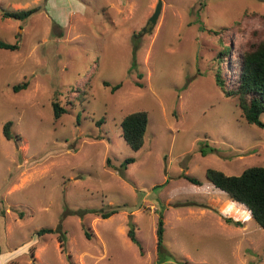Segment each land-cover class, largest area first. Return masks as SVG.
<instances>
[{"label":"rangeland","instance_id":"374dc122","mask_svg":"<svg viewBox=\"0 0 264 264\" xmlns=\"http://www.w3.org/2000/svg\"><path fill=\"white\" fill-rule=\"evenodd\" d=\"M158 1L0 0L41 7L0 17V41L19 46L0 49V264H264V229L206 179L264 167V128L214 81L220 52L231 88L241 51L264 39V0H160L150 31ZM52 103L66 110L58 120ZM137 111L148 126L133 152L120 123ZM109 208L108 219L89 212Z\"/></svg>","mask_w":264,"mask_h":264},{"label":"trees","instance_id":"16d2710c","mask_svg":"<svg viewBox=\"0 0 264 264\" xmlns=\"http://www.w3.org/2000/svg\"><path fill=\"white\" fill-rule=\"evenodd\" d=\"M39 11H41V7L23 10H7L0 7V17L2 19L24 21ZM0 49L13 52L18 51L19 46L17 44L0 41ZM226 54H228V48H225V50L218 55V67L214 73L215 85L226 98L236 100L241 116L246 124L264 128V122L260 120V116L264 113V39L255 44L249 43L247 48L244 51H241L239 55L238 74L231 88L226 87L224 70H221L220 68L221 64L224 63V59L221 57H223V55L226 56ZM27 86V82H23L13 86L12 91L17 93L20 90L26 89ZM103 86L109 87L110 84L103 82ZM120 87L121 84L112 86L111 92H115ZM52 110L55 120H58L64 113H66V110L61 108L57 103H52ZM11 124V121L6 122L2 129L3 136L6 140L13 139V136L10 133ZM99 124H101V122ZM147 126L148 115L144 111L130 113L122 119L120 123L122 138L133 152H137L143 146ZM201 153L204 155L202 151ZM133 162V158H127L123 161L121 166L126 169V167ZM107 164H109V161H107ZM183 178L194 185H200L199 181L195 178L187 175H184ZM206 179L216 189L226 194L232 202L244 206L255 223L260 228L264 229V167L254 166L247 168L239 176H227L221 171L207 169ZM198 206L208 209L205 205ZM89 212L102 219H108L116 214L118 210L116 208H109L107 211L95 209L90 210ZM223 220L227 225L235 227L244 226L242 221L235 220L233 217L224 216ZM54 232L53 229L43 228L38 230L36 234L38 237H41L45 234H52ZM127 235L132 244L138 247L141 251L140 243L136 239L132 226L129 228ZM163 235V220L160 216L156 230L158 249L163 244ZM85 236L88 240L91 238V234L87 229L85 230ZM58 240L60 241V244L64 245L66 240L65 233H61L58 236ZM181 264L188 263L183 261Z\"/></svg>","mask_w":264,"mask_h":264},{"label":"water","instance_id":"95a60500","mask_svg":"<svg viewBox=\"0 0 264 264\" xmlns=\"http://www.w3.org/2000/svg\"><path fill=\"white\" fill-rule=\"evenodd\" d=\"M161 8H162V2L159 0L158 4L155 7V11H154L153 15L149 19V23L151 24V26L148 30L151 31L153 29L154 25L156 24L158 16L161 12ZM144 31H145V29H144Z\"/></svg>","mask_w":264,"mask_h":264}]
</instances>
